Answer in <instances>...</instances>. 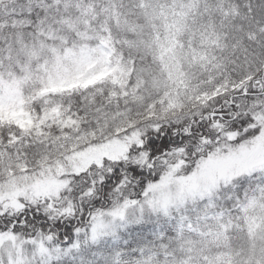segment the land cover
Here are the masks:
<instances>
[{
    "label": "snow or ice",
    "instance_id": "1",
    "mask_svg": "<svg viewBox=\"0 0 264 264\" xmlns=\"http://www.w3.org/2000/svg\"><path fill=\"white\" fill-rule=\"evenodd\" d=\"M0 264H264V0H0Z\"/></svg>",
    "mask_w": 264,
    "mask_h": 264
}]
</instances>
